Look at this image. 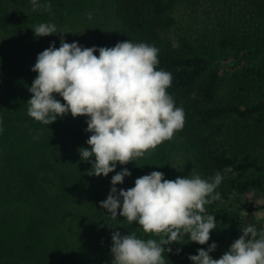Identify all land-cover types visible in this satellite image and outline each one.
Instances as JSON below:
<instances>
[{
  "label": "trees",
  "instance_id": "trees-1",
  "mask_svg": "<svg viewBox=\"0 0 264 264\" xmlns=\"http://www.w3.org/2000/svg\"><path fill=\"white\" fill-rule=\"evenodd\" d=\"M60 2L39 0L42 6L34 10L31 0H0V264H112L113 232L160 238L100 208L116 173L90 176L92 163L81 160L78 150L89 147L91 135L86 117L68 114L44 125L28 115L29 89L37 76L31 69L43 52L37 45L60 46L33 30L55 24ZM205 2L214 11L197 19L194 12ZM185 4L200 31L179 28L176 11ZM112 5L126 41L159 49L157 68L171 73L168 93L185 113L176 137L201 178L223 176L216 189L220 199L206 206L207 213L222 219L238 239L246 226L230 200L264 190V0H112ZM98 43L87 36L78 42L87 48H99ZM223 53L225 59H216ZM227 60L253 65L224 79ZM124 167L131 176L116 185L118 191L153 171L170 180L168 141L118 164L116 172ZM180 243L165 253L166 264H191L188 257L203 248L187 237Z\"/></svg>",
  "mask_w": 264,
  "mask_h": 264
},
{
  "label": "clouds",
  "instance_id": "clouds-1",
  "mask_svg": "<svg viewBox=\"0 0 264 264\" xmlns=\"http://www.w3.org/2000/svg\"><path fill=\"white\" fill-rule=\"evenodd\" d=\"M31 3L34 10L42 6L39 0ZM44 7L51 10L50 5ZM33 32L36 37L60 34L53 23H41ZM158 56L159 49L147 43L127 40L114 47L87 48L61 38L59 48L52 43L38 54L31 69L37 76L29 89V117L44 125L68 114L86 117V132L91 135L89 147L78 150L81 160L92 163L90 176L116 173L100 208L112 219L123 217L143 233L160 237L113 232L112 264H166L165 253H171V245H181L185 237L207 245L210 233L218 228L206 206L220 199L216 189L223 176L219 172L208 180L192 173L168 180L162 172L153 171L137 178L134 187L117 190L116 185L131 176L126 167L116 172L118 164L142 158L184 126V110L168 93L172 75L158 70ZM216 248L212 243L188 259L191 264H264V231L246 226L219 259L210 255Z\"/></svg>",
  "mask_w": 264,
  "mask_h": 264
},
{
  "label": "rangeland",
  "instance_id": "rangeland-1",
  "mask_svg": "<svg viewBox=\"0 0 264 264\" xmlns=\"http://www.w3.org/2000/svg\"><path fill=\"white\" fill-rule=\"evenodd\" d=\"M205 7H198L194 16L201 20L200 13L214 9L210 8L208 2ZM61 11L57 13L55 25L60 34L52 35V40L60 43L61 38L67 43L79 42L81 39L89 41H98L99 48L114 47L118 42L126 41L123 37L122 26L114 15L112 0H61ZM183 8V6L181 7ZM195 10V9H193ZM192 10L186 7L185 9L177 10L176 16L179 23V28L184 30L194 27L197 31L201 27H196L199 20H195L192 16ZM192 24V25H190ZM181 29V28H180ZM179 32L176 29L175 34ZM38 41V39L36 40ZM44 43V40L41 41ZM47 44L37 45L38 50H45ZM226 53L218 55L216 59H225ZM230 60V59H229ZM229 60L222 65L223 78H227L241 69L252 66L253 63L241 62L237 65H232ZM168 164L170 180H175L177 177H187L191 173L198 174L197 169L192 164L190 154L184 148L182 142L176 137L168 140ZM229 203L232 210H235L240 216L243 225L248 226L251 223H256L264 229V190L255 193L250 191L246 196L233 197ZM256 206H262L261 210L249 213L247 210ZM218 228L210 233V240L207 245H203V249L215 243L217 248L210 253L213 259H219L225 252H227L231 244L235 241L232 238L231 232L227 224L220 218L216 217Z\"/></svg>",
  "mask_w": 264,
  "mask_h": 264
}]
</instances>
